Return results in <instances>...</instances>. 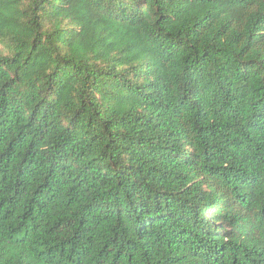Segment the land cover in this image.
I'll list each match as a JSON object with an SVG mask.
<instances>
[{
	"label": "trees",
	"instance_id": "obj_1",
	"mask_svg": "<svg viewBox=\"0 0 264 264\" xmlns=\"http://www.w3.org/2000/svg\"><path fill=\"white\" fill-rule=\"evenodd\" d=\"M0 264H264V0H0Z\"/></svg>",
	"mask_w": 264,
	"mask_h": 264
}]
</instances>
